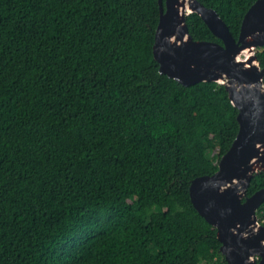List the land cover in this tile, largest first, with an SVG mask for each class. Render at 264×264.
Returning <instances> with one entry per match:
<instances>
[{
	"label": "trees",
	"instance_id": "1",
	"mask_svg": "<svg viewBox=\"0 0 264 264\" xmlns=\"http://www.w3.org/2000/svg\"><path fill=\"white\" fill-rule=\"evenodd\" d=\"M198 1L238 39L257 0ZM159 15L158 0H0V264H229L189 189L218 171L238 109L223 84L160 73ZM187 24L222 44L198 13ZM263 187L255 174L247 196Z\"/></svg>",
	"mask_w": 264,
	"mask_h": 264
},
{
	"label": "water",
	"instance_id": "2",
	"mask_svg": "<svg viewBox=\"0 0 264 264\" xmlns=\"http://www.w3.org/2000/svg\"><path fill=\"white\" fill-rule=\"evenodd\" d=\"M158 4L153 55L160 73L184 86L223 84L238 109L240 129L218 171L190 185L193 205L217 229L220 251L229 264H264V225L257 215L264 187L247 196L254 175L264 172V68L256 54L264 47V0L248 9L238 39L214 9L198 0ZM192 13L201 16L222 44L193 38L187 24Z\"/></svg>",
	"mask_w": 264,
	"mask_h": 264
},
{
	"label": "bare ground",
	"instance_id": "3",
	"mask_svg": "<svg viewBox=\"0 0 264 264\" xmlns=\"http://www.w3.org/2000/svg\"><path fill=\"white\" fill-rule=\"evenodd\" d=\"M253 75L252 71L250 70L249 76ZM235 101H238L236 97H234ZM239 102V101H238ZM249 114V113H248Z\"/></svg>",
	"mask_w": 264,
	"mask_h": 264
},
{
	"label": "rangeland",
	"instance_id": "4",
	"mask_svg": "<svg viewBox=\"0 0 264 264\" xmlns=\"http://www.w3.org/2000/svg\"><path fill=\"white\" fill-rule=\"evenodd\" d=\"M242 58H244V55H242ZM260 221V220H259ZM261 222V221H260Z\"/></svg>",
	"mask_w": 264,
	"mask_h": 264
},
{
	"label": "flooded vegetation",
	"instance_id": "5",
	"mask_svg": "<svg viewBox=\"0 0 264 264\" xmlns=\"http://www.w3.org/2000/svg\"><path fill=\"white\" fill-rule=\"evenodd\" d=\"M260 49V48H259ZM262 68V67H261Z\"/></svg>",
	"mask_w": 264,
	"mask_h": 264
}]
</instances>
